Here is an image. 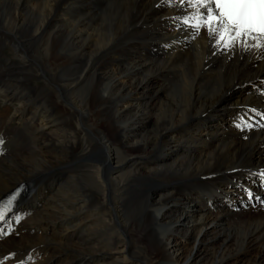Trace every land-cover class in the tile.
Wrapping results in <instances>:
<instances>
[{
    "label": "bare ground",
    "instance_id": "6f19581e",
    "mask_svg": "<svg viewBox=\"0 0 264 264\" xmlns=\"http://www.w3.org/2000/svg\"><path fill=\"white\" fill-rule=\"evenodd\" d=\"M196 15L0 0V200L28 184L0 264H264V48L217 45Z\"/></svg>",
    "mask_w": 264,
    "mask_h": 264
},
{
    "label": "snow or ice",
    "instance_id": "6c2138e0",
    "mask_svg": "<svg viewBox=\"0 0 264 264\" xmlns=\"http://www.w3.org/2000/svg\"><path fill=\"white\" fill-rule=\"evenodd\" d=\"M180 2L184 3V0ZM189 6L197 8L195 23L191 25L197 34L201 27H206L210 35L218 37L217 45L224 48H231L236 43L245 49L252 46L264 48V0H189ZM200 8L206 9V15L199 13ZM183 22L189 24L188 19ZM249 40H254L255 45H249ZM261 119H264V116H261ZM261 175H264V172ZM14 199L15 197H12L4 208L0 209V220L4 219L5 212L10 210Z\"/></svg>",
    "mask_w": 264,
    "mask_h": 264
},
{
    "label": "rangeland",
    "instance_id": "374dc122",
    "mask_svg": "<svg viewBox=\"0 0 264 264\" xmlns=\"http://www.w3.org/2000/svg\"><path fill=\"white\" fill-rule=\"evenodd\" d=\"M6 50H3L1 53H2V55L3 56H5V57H7V58H11L10 57V53H9V51H8V48H5ZM4 57L3 58H1L0 59V62L3 64V62H4ZM27 84V83H26ZM28 85H37V86H40L41 85V81L40 80H38V79H33L32 80V78L30 79V81L28 82ZM238 91H240V89H238V90H236L235 91V94L238 92ZM79 95H80V93H79ZM233 100H235L234 98H232V100L231 101H233ZM0 101H2L3 102V104L5 105V107L6 108H8V107H11L12 108V106L9 104V103H7L6 104V102L5 101H3V100H1V94H0ZM5 102V103H4ZM5 107H2L1 106V104H0V117H1V119L0 120H2V121H7L9 118H10V116L11 115H9L10 114V111H11V114H12V111H13V108L11 109V108H8L9 109V113H8V115H6V113L7 112H5L4 110V108ZM221 116H223V115H221ZM224 120H226V117L224 118ZM78 167H80V169L78 168ZM77 169H78V171H77ZM84 169V167L82 166V165H78V166H76L75 168H74V171H72L71 172V174H73L74 176H83L81 173H83L82 172V170ZM79 172V173H78ZM81 174V175H80ZM84 174V173H83ZM26 184V183H25ZM26 186H27V190H28V184H26ZM253 202V201H252ZM255 204L256 203H254V207H255ZM251 207L252 208H254L253 207V204H251ZM18 222H19V220H17V223L16 222H14V224H15V228L13 229V230H8V231H6V234L7 235H10V234H14V235H16V236H20L21 235V232L19 231V225H18ZM85 224H87V225H89L88 223H84V225ZM87 225H85L86 227H87ZM90 226V225H89ZM62 228H63V226H52L51 227V231L50 232H52V233H55V232H59V231H61L62 230ZM20 232V235H18V233ZM31 233H33V232H31ZM180 240V243H181V245L182 246H185L186 248L187 247H190V243L185 239V238H179Z\"/></svg>",
    "mask_w": 264,
    "mask_h": 264
}]
</instances>
